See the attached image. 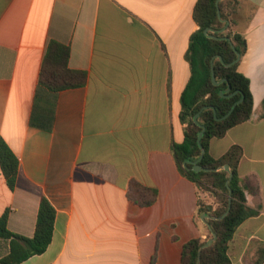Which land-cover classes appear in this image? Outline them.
Returning a JSON list of instances; mask_svg holds the SVG:
<instances>
[{"label": "crops", "instance_id": "crops-1", "mask_svg": "<svg viewBox=\"0 0 264 264\" xmlns=\"http://www.w3.org/2000/svg\"><path fill=\"white\" fill-rule=\"evenodd\" d=\"M196 2L0 0V140L18 159L13 191L0 171V215L31 238L40 200L55 210L46 251L21 264H151L154 254V264H180L184 244L205 237L197 190L171 151L184 139ZM238 9L247 45L238 71L253 111L212 139L209 153L242 149L238 175L257 214L236 229L229 255L252 264L264 245V0H239ZM50 41L69 47L68 68L85 73L83 85L39 84ZM135 186L156 190L151 205L133 200ZM7 253L0 239V258Z\"/></svg>", "mask_w": 264, "mask_h": 264}, {"label": "trees", "instance_id": "trees-1", "mask_svg": "<svg viewBox=\"0 0 264 264\" xmlns=\"http://www.w3.org/2000/svg\"><path fill=\"white\" fill-rule=\"evenodd\" d=\"M217 1L197 0L193 9V20L197 29L189 38L185 54L190 68V78L180 98L179 119L184 125V139L181 143L173 142L171 148L179 174L192 182L197 190L195 219L199 218L200 223L201 214L215 218L207 219V225H204L206 230L204 238L199 236L184 244L180 264H231L229 247L236 229L246 219L257 214V210L247 205L244 188L238 175L242 149L239 146H232L219 158H214L209 153L212 139L222 138L229 129L249 120L253 111L249 79L238 71L239 61L247 48L245 37L239 30L241 22L239 0H221L218 3ZM218 11L221 19L227 20V26L225 22L219 20ZM224 28L225 30L221 31ZM206 29L215 30V33L208 34L216 39L208 37L205 34ZM69 55L70 49L67 45L50 41L42 60L39 84L54 92L83 85L85 73L68 68ZM218 56L222 61L217 58ZM212 67L216 81L224 80L219 85H214L211 81ZM228 86L230 90L225 92ZM221 91L224 95L230 96H221L219 94ZM240 99L242 100L227 118L223 120L214 118L213 109L217 118H221ZM196 114H199V124L204 127L200 139L204 154L199 161L201 150L197 137L202 127L194 122ZM262 117L264 118V111ZM196 165L203 169H218L228 165L232 174L231 181L227 186L229 172L225 170L194 171L193 167ZM0 171L7 188L13 191L17 181L18 159L3 140H0ZM132 190L135 194L133 200L142 206L151 205L157 195L155 189L135 186ZM200 192H215L220 200L219 208L213 209L209 204L202 202ZM148 193L149 200L140 198ZM7 217L8 211L0 215V239L8 242V253L0 258V264H21L46 251L52 239L55 221V210L46 198L39 202L31 238L11 233L7 228ZM208 234L209 239H213V236L215 239L201 250L198 259L199 249L207 242ZM155 257L156 254L153 255L151 264H154ZM263 263L264 245L259 248L252 264Z\"/></svg>", "mask_w": 264, "mask_h": 264}, {"label": "water", "instance_id": "water-1", "mask_svg": "<svg viewBox=\"0 0 264 264\" xmlns=\"http://www.w3.org/2000/svg\"><path fill=\"white\" fill-rule=\"evenodd\" d=\"M219 1H221V0H218L217 3H218ZM218 18H219L220 21L225 22V23H226V26L228 25L227 20H223V19H221L219 11H218ZM225 28H226V27H225ZM225 28L222 29L221 31H224ZM208 32L215 33V32H216L215 30H213V29H206V30H205V34H206L208 37H211V38L216 39V37H214V36H212V35H209ZM232 48L234 49L233 46H232ZM236 54H237V59H239V58H240V57H239V54H238L237 52H236ZM217 58H218L220 61H222V58H221L220 56H218ZM211 81H212V83H213L214 85H219L221 82H224V80H222V81H216V78H215V75H214V72H213V67H212V69H211ZM229 90H230V87L228 86V88L225 90V92H228ZM219 94H220L221 96H224V97H229V96H230V95H224V92H222V91H221ZM241 100H242V99H240L239 101L235 102V103L232 105V107L230 108V110H229L224 116H222L221 118H217L216 113H215V111H214V109H213V112H214V118H215L216 120H223V119L227 118V117L231 114V112L233 111V109L235 108V106H236ZM198 115H199V114H196V115L194 116V122H195L197 125L201 126V125L199 124V122H198ZM201 127H202V131L198 134V137H197V142H198L199 147H200V150H201V155H200L198 161L201 160V158L203 157V154H204L203 147L200 145V139H201V137L203 136L204 127H203V126H201ZM195 163H197V161L194 162V164H195ZM186 164H187V163H185V165H186ZM193 170H194V171H200V170H204V171L225 170V171L229 172V179H228L227 182H226V185H227V186H228V184H229V182L231 181V178H232V174L230 173V169H229V166H228V165H225V166L219 167L218 169H203L202 167L196 165V166L193 167ZM230 200H231V198H229V201H230ZM227 212H228V211H227ZM227 212H226L225 214H227ZM225 214H224V215H225ZM214 218H215V217L208 216V215H206V214H201V215H200V219H201V221H202L204 224H206V225H207V219H214ZM214 239H215V236H213V239H209L204 245H202V247L199 249L198 259H199V256H200V252H201V250H202L203 248L209 246V245L212 243V241H213Z\"/></svg>", "mask_w": 264, "mask_h": 264}, {"label": "rangeland", "instance_id": "rangeland-1", "mask_svg": "<svg viewBox=\"0 0 264 264\" xmlns=\"http://www.w3.org/2000/svg\"><path fill=\"white\" fill-rule=\"evenodd\" d=\"M200 198L201 201L209 204L210 206H212L213 209H217L219 208V197L216 195L215 192H200ZM197 221L199 222V218H197ZM209 240V234L206 236ZM207 240V241H208ZM257 256V254H256ZM256 256L253 258L252 262L255 260Z\"/></svg>", "mask_w": 264, "mask_h": 264}]
</instances>
